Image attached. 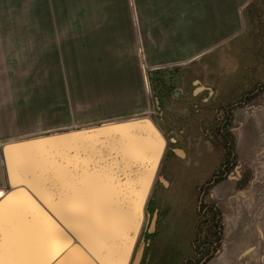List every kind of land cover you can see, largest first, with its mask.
I'll return each instance as SVG.
<instances>
[{
  "label": "rangeland",
  "instance_id": "1",
  "mask_svg": "<svg viewBox=\"0 0 264 264\" xmlns=\"http://www.w3.org/2000/svg\"><path fill=\"white\" fill-rule=\"evenodd\" d=\"M29 1L10 4V10L35 9ZM46 7L72 9L69 0H48ZM262 21L264 4L259 6L253 32L239 35L235 41L244 50L220 52L215 67L222 73L213 77L216 82H209L216 90L213 96L209 97L207 91L193 96L195 106L189 110H182L181 105L174 104V99L166 100V115L162 117L157 115L156 93L141 52H138L135 70L136 96L124 103L92 97L97 92L91 95L92 89L87 88L96 82L95 78L85 75L87 68H73L77 70L76 76H71L72 68H55L60 71L56 76L59 82L34 81L38 77L24 76L21 68L11 77L6 71L14 68H0V147L9 140L127 117L147 116L158 122L160 117L167 123L175 113L179 122L173 127L164 125L163 133L168 139L179 138L180 149L186 156L178 154L179 147L173 144L168 145L166 157L164 153L158 176L167 183L155 180L145 206V221L136 243V249L143 246L139 264H264V60H258L264 55L260 49L264 44ZM171 69L174 74L166 75L164 80L171 88L181 87L187 67ZM233 69L235 74H225ZM196 88L189 80L184 94L190 96ZM246 91L252 92L244 98ZM206 99L210 101L203 102ZM231 103L235 161L224 178L205 189L204 184L220 171L225 155L216 129L221 111L207 108ZM170 148L175 149V155ZM0 189H7L1 155ZM206 202L216 203L222 221L221 241L208 261L203 260L208 245L206 235L210 234L204 223L206 214L202 212Z\"/></svg>",
  "mask_w": 264,
  "mask_h": 264
},
{
  "label": "water",
  "instance_id": "2",
  "mask_svg": "<svg viewBox=\"0 0 264 264\" xmlns=\"http://www.w3.org/2000/svg\"><path fill=\"white\" fill-rule=\"evenodd\" d=\"M166 147L147 116L4 142V264H139Z\"/></svg>",
  "mask_w": 264,
  "mask_h": 264
},
{
  "label": "crops",
  "instance_id": "3",
  "mask_svg": "<svg viewBox=\"0 0 264 264\" xmlns=\"http://www.w3.org/2000/svg\"><path fill=\"white\" fill-rule=\"evenodd\" d=\"M24 1L29 0H0V68H14L6 71L11 77L21 68L24 76L41 82H59L55 68H87L85 75L96 82L87 89H92L91 95L100 94L92 97L123 103L136 96L138 52L153 84L174 74L171 67L186 66L182 85L175 89L184 93L190 80L197 85L193 95L207 91L213 96L216 90L209 82H216L213 77L221 72L215 67L220 52L244 50L235 41L253 32L264 4V0H69L72 9L49 10L48 0H31L33 10H10V4ZM14 23L21 25L9 26ZM260 49L264 51V44ZM70 72L77 74L75 69ZM231 73L236 70L225 72ZM128 118L133 117L124 119ZM106 122L112 121L71 129ZM0 191L2 195L4 190Z\"/></svg>",
  "mask_w": 264,
  "mask_h": 264
},
{
  "label": "flooded vegetation",
  "instance_id": "4",
  "mask_svg": "<svg viewBox=\"0 0 264 264\" xmlns=\"http://www.w3.org/2000/svg\"><path fill=\"white\" fill-rule=\"evenodd\" d=\"M157 85V86H156ZM153 87H156L157 89H159L160 91H158L156 93V97H155V108L157 109V115L161 117L165 116V110H164V103L167 100L169 102L172 101L171 99H174V104H178L181 105L182 110H189L194 108L195 103H194V97L196 95H193V93H191V95H186L184 93H180L179 91H177L175 88H171V86H168L167 82L163 79L160 78L158 80L157 83L153 84ZM175 92H178L177 95H175ZM252 91H247L244 93V98H247L250 93ZM218 100L220 98H217ZM156 100L158 102H156ZM210 99H206L203 100V102H209ZM222 103V102H221ZM232 104H227L225 106H221L218 105L216 108H213L212 106H210V108H207L208 111H221L219 113V115H221L220 117H218L220 119V121L218 122L217 125V131L220 135V139H221V143L222 146H224V156L221 159V163H222V167L220 169V171L216 172L217 174L214 175V178H212V180H208L205 184H204V188L206 189L207 185L209 184H216L217 182L220 181V179L224 178L225 174L227 173V171H229L232 168V165L235 161V156L232 150V136H231V116H232ZM181 108H179L181 110ZM175 110V108H173ZM206 109V108H205ZM172 116L169 118V121H162V118L159 117V122L156 120L154 123L158 126V128L161 130V132L163 133V128L164 125H169V126H174L176 125L179 120V116H175L176 114L173 113L171 114ZM174 115V117H173ZM173 117V118H172ZM164 119V118H163ZM212 132H214V130H212ZM163 135L166 138L167 141V147L165 150V156L166 157V151H168V145L169 144H173L175 146H178L180 149L181 143L179 142V138H174V139H168L166 137V135L163 133ZM182 151V150H181ZM170 152H172L173 155L176 154L175 149L170 148ZM183 152V151H182ZM183 155V154H182ZM186 154L184 153L183 157H185ZM163 157V158H164ZM162 158V160H163ZM162 165V161L161 164ZM160 168V167H159ZM215 179V180H214ZM203 188V189H204ZM218 206L216 205L215 202H206L203 204L202 206V212L206 214V220H205V227L208 229L210 234H207L206 237L208 238V245H206V249L204 251V258L203 260L207 261L214 255L216 248L218 245V243H220L221 241V233H222V221H221V212L220 210L217 208Z\"/></svg>",
  "mask_w": 264,
  "mask_h": 264
},
{
  "label": "snow or ice",
  "instance_id": "5",
  "mask_svg": "<svg viewBox=\"0 0 264 264\" xmlns=\"http://www.w3.org/2000/svg\"><path fill=\"white\" fill-rule=\"evenodd\" d=\"M0 250H2V246H0ZM0 264H4L2 258H0Z\"/></svg>",
  "mask_w": 264,
  "mask_h": 264
},
{
  "label": "bare ground",
  "instance_id": "6",
  "mask_svg": "<svg viewBox=\"0 0 264 264\" xmlns=\"http://www.w3.org/2000/svg\"><path fill=\"white\" fill-rule=\"evenodd\" d=\"M178 154L182 155V153L180 151H178Z\"/></svg>",
  "mask_w": 264,
  "mask_h": 264
}]
</instances>
